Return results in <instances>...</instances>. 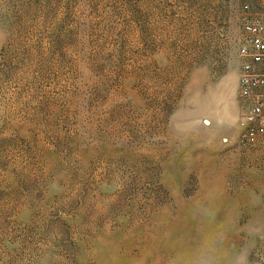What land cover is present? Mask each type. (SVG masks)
<instances>
[{
	"label": "rangeland",
	"instance_id": "1",
	"mask_svg": "<svg viewBox=\"0 0 264 264\" xmlns=\"http://www.w3.org/2000/svg\"><path fill=\"white\" fill-rule=\"evenodd\" d=\"M246 4L0 0V264H264Z\"/></svg>",
	"mask_w": 264,
	"mask_h": 264
},
{
	"label": "built area",
	"instance_id": "2",
	"mask_svg": "<svg viewBox=\"0 0 264 264\" xmlns=\"http://www.w3.org/2000/svg\"><path fill=\"white\" fill-rule=\"evenodd\" d=\"M240 18L242 30L237 49L241 63L240 141L246 147H264V15L254 14L246 4Z\"/></svg>",
	"mask_w": 264,
	"mask_h": 264
}]
</instances>
